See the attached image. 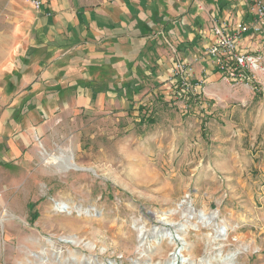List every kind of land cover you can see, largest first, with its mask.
<instances>
[{"label":"rangeland","instance_id":"374dc122","mask_svg":"<svg viewBox=\"0 0 264 264\" xmlns=\"http://www.w3.org/2000/svg\"><path fill=\"white\" fill-rule=\"evenodd\" d=\"M26 4L0 0V106L23 91L34 65L53 59L28 48L35 15ZM165 19L168 35L158 33L140 50L103 58L60 51L47 65L52 77L42 96L59 107L40 137L31 132V154L0 168V264H170L177 252L182 264H224L240 248L238 264H264V224L240 230V247L218 231L225 228L219 220L201 226L187 218L197 214L192 202L206 189L220 187L236 205L228 193L246 185L264 203V60L243 84L251 93L242 103L203 100L204 84L198 101L180 97L170 88L172 62L192 57L195 75L202 50L197 41L176 52L173 27L188 20ZM127 84L135 97L77 106L78 87ZM70 157L76 170H64Z\"/></svg>","mask_w":264,"mask_h":264},{"label":"crops","instance_id":"0c3cea01","mask_svg":"<svg viewBox=\"0 0 264 264\" xmlns=\"http://www.w3.org/2000/svg\"><path fill=\"white\" fill-rule=\"evenodd\" d=\"M23 1L26 3L25 0ZM39 1L42 4L39 9L32 7L35 19L33 31L28 37V48L44 49L53 59L48 62L47 58V62L34 65L24 77L26 87L23 91L9 104L0 106V168L18 164L29 155L28 153L31 154L29 151L31 132L34 137H40L41 132L48 126L49 115L58 109L57 100L52 96L48 99L47 96H42L44 92L47 94L45 86L52 77V66L47 67V65L55 58L56 60L59 58L58 52L78 50L84 54L92 53L95 58H103L106 52L108 55H116V51L127 54L135 46L140 50L143 45L154 44L152 40L158 39V33L168 35L169 25L164 21L165 17L176 14L188 20L187 24L182 23L181 26L173 27L179 36L176 52L183 51L182 48L185 46L192 47L197 41L199 42L196 45L199 44V49L202 50L212 38L208 28L213 22L246 20L250 5L256 1L264 3V0ZM179 4L182 6L178 7ZM171 6L172 8L167 10V7ZM203 28L205 29L203 34L199 35L197 32ZM186 34L189 36L186 37L187 41L184 37ZM186 59L188 62L194 60L187 56ZM200 63L196 68L194 79L204 80L203 100L206 98L228 103L227 100L233 99L232 101L239 100L242 103L250 98L249 86L240 85L232 88L219 74L211 71V67H207L206 71ZM77 91H79L77 96L79 108L93 102L100 105L107 96L111 95L135 97L132 84L124 87L105 86L98 91L78 87ZM228 196L236 197L238 203L229 204L220 187L213 191L206 189L199 192L192 202V209L197 211V214L195 217L188 214L187 218L191 224L196 221L201 226L213 225L215 220H219L224 223L226 229L223 228L222 232L219 228L218 231L223 236L228 235L231 238L235 236L236 243H240L242 247L246 238L240 230L243 231L245 226L260 227L264 224V217L260 216V211H264V203L256 201L258 196H261L260 193L246 185L237 191L231 189ZM212 210L217 217L211 216ZM239 257H241V248L232 251L224 264H238Z\"/></svg>","mask_w":264,"mask_h":264},{"label":"built area","instance_id":"2783aa9c","mask_svg":"<svg viewBox=\"0 0 264 264\" xmlns=\"http://www.w3.org/2000/svg\"><path fill=\"white\" fill-rule=\"evenodd\" d=\"M25 1L35 9L42 5L39 0ZM208 31L212 38L201 51V62L205 64L203 69L211 67V71L219 74L232 87L246 84V81L263 70L264 3L256 1L250 5L246 20L213 22ZM168 76L170 88L178 89L180 97L189 93L190 99H201L200 88L204 80L194 79L188 61H173ZM174 91L171 97L173 100L179 97Z\"/></svg>","mask_w":264,"mask_h":264},{"label":"bare ground","instance_id":"6f19581e","mask_svg":"<svg viewBox=\"0 0 264 264\" xmlns=\"http://www.w3.org/2000/svg\"><path fill=\"white\" fill-rule=\"evenodd\" d=\"M68 165L66 166V167H64V170H68V169H70V168H72V169H77V167L75 166V164L72 162V158L70 157V158H68V163H67ZM79 170V169H78ZM56 209H58V210H63V209H67L68 210V208L67 207H63V208H60L59 207V205H58V207H56ZM69 214L71 213V210H69V212H68ZM5 221V219H4V217H0V223H3ZM222 232H223V230H222ZM143 234V231L142 230H140V232H139V236L141 237V235ZM170 236V235H169ZM165 237H168V235H165ZM172 238V237H171ZM178 240H180V241H182V243L183 244H185V242H184V240L182 239V238H180L179 237V239ZM178 253V252H177ZM170 264H175V259L173 258V260H172V262L170 263Z\"/></svg>","mask_w":264,"mask_h":264},{"label":"water","instance_id":"95a60500","mask_svg":"<svg viewBox=\"0 0 264 264\" xmlns=\"http://www.w3.org/2000/svg\"><path fill=\"white\" fill-rule=\"evenodd\" d=\"M165 224V223H164ZM163 228V227H162ZM165 229H167V230H169L168 228H165ZM172 237V239H173V236H172V234L170 235V238ZM140 239H142L141 237H140ZM176 240L178 241V242H180L179 240H178V238H176ZM173 258L175 259V264H177L178 262L180 263V264H182V261H181V257H177V253H176V255L174 254L173 255Z\"/></svg>","mask_w":264,"mask_h":264},{"label":"trees","instance_id":"16d2710c","mask_svg":"<svg viewBox=\"0 0 264 264\" xmlns=\"http://www.w3.org/2000/svg\"><path fill=\"white\" fill-rule=\"evenodd\" d=\"M133 94H134V92H133Z\"/></svg>","mask_w":264,"mask_h":264}]
</instances>
